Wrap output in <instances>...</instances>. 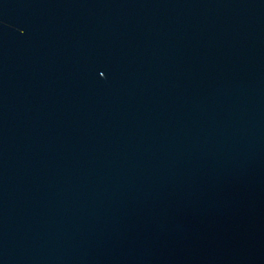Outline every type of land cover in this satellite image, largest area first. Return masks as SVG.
<instances>
[{
    "label": "water",
    "instance_id": "1",
    "mask_svg": "<svg viewBox=\"0 0 264 264\" xmlns=\"http://www.w3.org/2000/svg\"><path fill=\"white\" fill-rule=\"evenodd\" d=\"M0 264H264V0H0Z\"/></svg>",
    "mask_w": 264,
    "mask_h": 264
}]
</instances>
